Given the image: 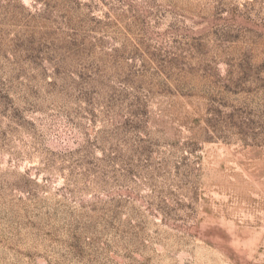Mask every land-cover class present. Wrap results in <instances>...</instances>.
I'll list each match as a JSON object with an SVG mask.
<instances>
[{"label": "rangeland", "instance_id": "obj_1", "mask_svg": "<svg viewBox=\"0 0 264 264\" xmlns=\"http://www.w3.org/2000/svg\"><path fill=\"white\" fill-rule=\"evenodd\" d=\"M0 264H264V0H0Z\"/></svg>", "mask_w": 264, "mask_h": 264}]
</instances>
